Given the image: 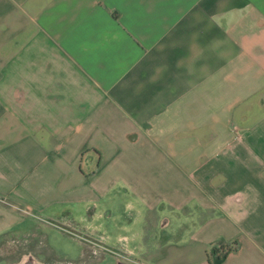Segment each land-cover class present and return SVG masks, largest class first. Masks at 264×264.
Instances as JSON below:
<instances>
[{"label": "crops", "instance_id": "0c3cea01", "mask_svg": "<svg viewBox=\"0 0 264 264\" xmlns=\"http://www.w3.org/2000/svg\"><path fill=\"white\" fill-rule=\"evenodd\" d=\"M49 226L71 264H264V0H0V259Z\"/></svg>", "mask_w": 264, "mask_h": 264}, {"label": "rangeland", "instance_id": "374dc122", "mask_svg": "<svg viewBox=\"0 0 264 264\" xmlns=\"http://www.w3.org/2000/svg\"><path fill=\"white\" fill-rule=\"evenodd\" d=\"M37 224L42 223L38 221ZM46 235L49 238L45 239L44 235H38L27 242L19 238L18 242L11 244L12 248H17V252L0 259V264L20 263L27 257L33 258L38 264H71L80 255L79 236L75 235V240H71L52 226H49V232H46ZM44 249L49 252L44 253Z\"/></svg>", "mask_w": 264, "mask_h": 264}, {"label": "trees", "instance_id": "16d2710c", "mask_svg": "<svg viewBox=\"0 0 264 264\" xmlns=\"http://www.w3.org/2000/svg\"><path fill=\"white\" fill-rule=\"evenodd\" d=\"M229 251H231V249L227 247L215 248L212 252V255H215V259L212 264L221 263L227 257Z\"/></svg>", "mask_w": 264, "mask_h": 264}, {"label": "water", "instance_id": "95a60500", "mask_svg": "<svg viewBox=\"0 0 264 264\" xmlns=\"http://www.w3.org/2000/svg\"><path fill=\"white\" fill-rule=\"evenodd\" d=\"M27 260H31L33 262H35L36 264H38L33 258L31 257H27L25 260L21 261L20 263H13V264H26Z\"/></svg>", "mask_w": 264, "mask_h": 264}]
</instances>
